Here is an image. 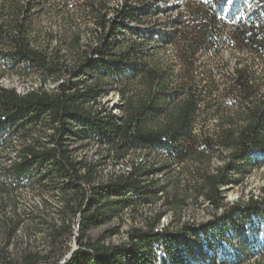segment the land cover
I'll return each mask as SVG.
<instances>
[{
	"label": "rangeland",
	"instance_id": "374dc122",
	"mask_svg": "<svg viewBox=\"0 0 264 264\" xmlns=\"http://www.w3.org/2000/svg\"><path fill=\"white\" fill-rule=\"evenodd\" d=\"M195 1L186 0V16L196 18L189 10ZM176 3L0 0L6 28L0 36V93L19 88L25 101L20 110L15 93L0 98L5 122L0 126V264H104L100 259L108 253L109 264H153L156 255L176 264L174 251L186 258L180 264H264V53L235 37L248 17L256 26H250L252 33L264 27V9L255 14L264 0H224L212 24L217 31L201 43L197 27L169 39ZM152 8L161 13L150 16ZM139 33L153 40L146 52L164 42L162 51L143 63L130 52ZM190 46L200 68L187 69L180 50ZM111 51L128 56L111 64ZM85 56L92 61L85 63ZM140 62L115 90L118 76L129 75ZM153 65L169 80L165 90L190 79L199 91L198 106L181 137H174L171 125L152 143L127 142L122 132L128 118L134 136L160 132L166 122L167 110L151 113L138 131L136 113L126 108L137 88L144 91L138 82ZM241 70L251 83L247 96L241 84L235 85ZM95 73L113 89L80 109L94 95L88 83ZM37 96L51 103L38 105ZM62 102L59 115L52 103ZM32 113L36 119L17 129ZM60 120L63 128L56 124ZM254 125L260 142L253 139L243 149L241 137ZM103 132L112 148L98 140L87 143L89 135ZM116 146L128 150L125 158L116 157ZM127 173V178L117 176ZM140 176L152 182L149 192L140 193L134 181ZM111 198L123 204L99 210ZM133 236L138 240L132 244ZM167 250L173 254L165 255Z\"/></svg>",
	"mask_w": 264,
	"mask_h": 264
},
{
	"label": "trees",
	"instance_id": "16d2710c",
	"mask_svg": "<svg viewBox=\"0 0 264 264\" xmlns=\"http://www.w3.org/2000/svg\"><path fill=\"white\" fill-rule=\"evenodd\" d=\"M176 10L175 13L173 15L172 20L169 23V27H170V36L169 39H172L175 36H179L184 34L187 35V32H189V29L193 28V27H197V29L200 31V36L201 38H199L198 43L203 42V40L201 41V39H206L208 33H214L215 31H217L218 27L214 26L212 29V24H214V18L217 14V12H219L221 10V6H222V2L224 0H197L195 1V5L193 6V9L190 8L189 10H192L195 13V17H189L185 15V10L188 9V4L186 3V0H176ZM127 10L128 12H130L131 15H133L132 13V8L127 5ZM198 8L200 9H204L205 11L200 12L198 10ZM264 9V6H259L256 11V13H260L262 12V10ZM22 11V9H20ZM170 12V11H167ZM123 13H125L123 11ZM161 13V9L158 8H152L149 10V12L147 14H149L150 16L153 17H157L159 14ZM171 13V12H170ZM225 16L227 18H230L231 15L229 13H226ZM251 17V16H250ZM195 19V21H194ZM249 19V17H248ZM248 19H246V25H245V30L241 33V35H236L235 37L236 39L239 37V41L241 43H243L244 45L247 46H251L252 48L263 52L264 53V40L260 39L259 33L260 34H264V27L262 26L261 29L259 30L260 32H255L253 29L255 28V24L249 25V23H247ZM250 26L253 27L252 30L254 31L253 33L251 32ZM211 27V28H210ZM6 28L3 27L2 24V16L0 15V36L2 34H4ZM10 32V31H9ZM10 34H12L10 32ZM17 34V33H16ZM258 34V35H257ZM146 34L143 33H139V39L140 41H136L134 42L131 46H132V51L130 52H134L137 57L139 59H141L140 61L143 62H147L148 59L150 57H154L156 56L159 52H161L162 48L161 46L163 45V41L161 42H157L156 43V48L150 53V52H146L145 51V46L147 42H151L153 40H147V37H145ZM17 40V38H16ZM115 42H117L116 37H114ZM192 41V40H191ZM190 43L194 44V41H192ZM189 43V42H188ZM181 49V47H180ZM87 51V49L85 50ZM181 52H183V54L185 55L184 60L186 61V64L188 66V70H190V68L196 67V65L199 63L197 61V52L194 53L195 51H193V48L190 46L188 48L185 49H181ZM108 58L111 60V64H120L123 63V59L124 57L126 58L128 55L124 56L123 54H116L115 51H111L109 53H107ZM110 56V57H109ZM217 58H220L221 55L217 54L216 55ZM103 58V57H102ZM100 58V59H102ZM92 61V59L89 56H85L84 57V62L85 63H90ZM137 63L138 65H135L133 67H131V72L129 75H125L124 73H121L118 76V79L115 80L112 84V86H114V89L117 91L121 88V84L122 82L128 78L129 76H132L141 66L142 64ZM143 66H145L143 64ZM198 67L200 68L201 65L198 64ZM51 68L45 67V70H48ZM129 69V68H128ZM130 71V69H129ZM244 71H239V74L237 76V78H235V85H240L242 86L243 90L242 92L244 94H248L249 90H251V87L249 86L251 83L249 82V79L247 78L245 72ZM163 73L164 71H161L158 69L157 65H153L147 72H145L144 76L139 80L138 84L142 85L141 87H143L144 91L141 92L140 88H137L138 90L136 91L135 95L133 97H130L127 101L126 104V108H129L133 112L136 113V117H137V127L136 129H138V131H140L141 127H145L147 125V122H150L151 118L148 117L149 114L153 113L154 115L160 114L162 112H164L165 110H167V118H166V122L161 125V130L160 132H149L147 135H140V136H134L129 132V122L131 119L128 118V121L125 125V128L122 132V137L127 141V142H132V141H139L140 143H152L153 141L157 140L159 138V135H161L162 131H166L169 129V127L171 125H174L176 128V131L174 133V137L178 138L181 137L182 134L188 130V127L190 125V116L191 114L195 111V109L198 106V100H199V91L197 89H195L192 85H191V80L190 79H185L180 81V84L173 90H165L167 89V84L169 83V80H164L163 79ZM189 73V71H188ZM98 74H104V72H98ZM90 83H88V90L91 91L92 96H90L89 99H86L82 104H80V109H87V103H89L90 101H94L97 100L98 98H95L98 95H102V94H107L108 90H112V86L108 87V89H106V87L108 85L105 84V81L107 79L103 78L102 76L97 75V73H95L94 75H92V77L90 76ZM95 80V83L94 81ZM113 81V79H111ZM88 82V80H87ZM142 89V88H141ZM5 90V89H4ZM9 93H15V101L17 102L15 107L16 109H22L24 106V96H20L18 95L14 90H5ZM4 92V93H0V98H6L8 97V93ZM91 95V94H90ZM64 96V95H63ZM65 97V96H64ZM89 97V96H88ZM66 98V97H65ZM66 100V99H65ZM64 100V101H65ZM45 101L48 103H51L49 99H47L44 96H37L35 97V99L33 100V102H35L38 105H44ZM65 102H62V105L60 103V105H54L55 103H52V107L53 110L56 111V113H58L59 115L63 114V108H60L61 106H63ZM18 104V105H17ZM125 106V104H124ZM60 108V109H58ZM253 112L256 114L259 113V110L255 109L253 110ZM152 116V117H153ZM36 119V116L32 113L30 115H28L25 120L21 123H19L16 128L17 129H23L24 127H26L28 125L29 122L34 121ZM63 119V118H61ZM5 122L4 120L0 119V126L4 125ZM57 126H61V128L64 127L65 123L64 121L62 122L60 121H56ZM259 125V124H258ZM10 126V124L8 125ZM257 125H254V127L252 128V133L251 134H244L241 137V142H242V148L244 149L246 146H248V144H250V142L254 141L255 142H260L259 139H257V136H254V132L256 129ZM5 127V126H4ZM7 127V124H6ZM9 129V128H8ZM55 132L61 136V131L58 130V128L55 129ZM96 132H98L96 130ZM111 133V132H110ZM12 134V133H11ZM112 134V133H111ZM14 135V134H13ZM87 140V143H89L91 140H98L100 143H103L107 146H109V148L111 147V144H108V142L111 140L108 134H106L105 132L103 133H97V136L94 137L92 135H89ZM37 142L39 143L40 141L37 140ZM112 148V147H111ZM114 151L115 155L117 158H125V154L128 153V150H120L117 146L114 147V149L112 150ZM144 152V151H143ZM24 157V152L21 150V161L22 158ZM233 158H237L236 156ZM133 167H138L137 165L133 166ZM117 176H124V177H129V173H127L126 175H117ZM148 176H140V177H136L134 178V181L139 184V191L140 193H146L150 191V185L152 182L147 183V178ZM224 185V183H221V185H219V187H222ZM219 187L217 189V193L220 196V191H219ZM142 199H148L147 197L142 196ZM131 200L130 198L127 200L129 201ZM110 202H105L104 204H102L99 207V210H111L112 208L110 207L111 205H122L123 203V199L121 198H111L109 199ZM260 206V204H258ZM262 205V204H261ZM262 208H264V206H261ZM251 209V208H250ZM249 209V210H250ZM234 210V209H231ZM98 215L92 216L93 218H96ZM119 217V216H118ZM138 240V236L136 237H132L131 241L132 244L134 242H136ZM165 253V255H172V250H167V251H163ZM174 255L175 260L178 264L181 263V259H182V254H176V252L174 251ZM111 256L109 255V253L107 255H104L100 260L101 263L104 264H109L111 262ZM180 256V257H179ZM179 257V258H178ZM157 258L158 255H156L155 261L153 264H157ZM223 262H225L224 259H222ZM227 260V259H226ZM176 263V264H177ZM61 264V263H60Z\"/></svg>",
	"mask_w": 264,
	"mask_h": 264
},
{
	"label": "bare ground",
	"instance_id": "6f19581e",
	"mask_svg": "<svg viewBox=\"0 0 264 264\" xmlns=\"http://www.w3.org/2000/svg\"><path fill=\"white\" fill-rule=\"evenodd\" d=\"M58 86H59V85H58ZM55 87H56V86H55ZM55 90H56V89H55ZM14 91H15L18 95H20V96H24L23 91L20 90L19 88L14 89ZM56 91H57V90H56ZM26 92H27V91H26ZM28 93H29V92H28ZM71 149H72V148H71ZM73 149H75V148H73ZM76 151H77V150H76ZM73 154H75V153H73ZM77 156H78V155H77ZM74 158H75V157H74ZM78 158H79V157H78ZM81 160H82V159H81ZM77 161H78V160H77ZM129 168H130V167H129ZM221 190H222V189H221ZM249 200H250V199H249ZM251 200H252V199H251ZM251 200H250V201H251ZM253 200H254V198H253ZM262 200H263V199H262ZM221 209H222V208H221ZM218 210H219V209H218ZM255 217H256V216H255ZM256 220H257V219H256ZM237 225H238V224H237ZM78 230H79V229H78ZM157 230H158V229H157ZM161 230H162V229H161ZM237 230H238V229H237ZM257 230H258V229H257ZM257 230H256V231H257ZM261 232H262V231H261ZM238 236H239V235H238ZM251 236H252V235H251ZM249 237H250V236H249ZM247 238H248V237H247ZM245 240H246V239H245ZM239 241H240V240H239ZM246 244H247V242H246ZM242 245H243V244H242ZM249 245H250V246H253L254 243H253V245H252V243H250ZM71 252H72V251L70 250V253H71ZM70 253H69V254H70ZM245 253H246V252H245ZM69 254H68V255H69ZM246 254H247V253H246ZM261 255H262V254H261ZM180 256H181V255H180ZM180 256H179V257H180ZM179 257H178V258H179ZM64 259H65V258H64ZM157 259H159V262H161V264H166V262L163 260V256H158ZM182 259H186V258H184V256L182 255ZM163 261H164L165 263H164ZM186 261H187V260H186ZM191 262H192V261H191ZM172 263H173V262H172ZM176 263H177V262H176ZM157 264H158V262H157Z\"/></svg>",
	"mask_w": 264,
	"mask_h": 264
}]
</instances>
